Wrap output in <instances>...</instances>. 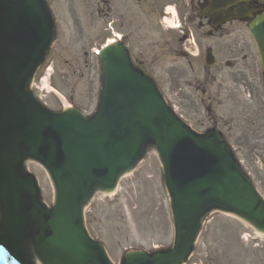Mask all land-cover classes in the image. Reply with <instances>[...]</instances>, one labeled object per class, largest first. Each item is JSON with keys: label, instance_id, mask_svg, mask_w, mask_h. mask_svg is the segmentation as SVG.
<instances>
[{"label": "water", "instance_id": "95a60500", "mask_svg": "<svg viewBox=\"0 0 264 264\" xmlns=\"http://www.w3.org/2000/svg\"><path fill=\"white\" fill-rule=\"evenodd\" d=\"M50 36L38 0H0V264H31L25 244L33 225L39 227L34 245L44 264H109L83 232L80 203L94 187L111 188L149 138L158 147L172 199L175 247L152 258L131 254L124 264L178 263L211 205L264 231V204L235 165L203 143L206 138L180 126L152 85L128 69L122 52L101 56L103 90L92 120L73 111L53 116L40 109L26 85ZM207 147L206 155L222 166L204 165L200 156ZM26 157L51 176L52 211L42 208L33 178L22 172Z\"/></svg>", "mask_w": 264, "mask_h": 264}, {"label": "flooded vegetation", "instance_id": "af4514ba", "mask_svg": "<svg viewBox=\"0 0 264 264\" xmlns=\"http://www.w3.org/2000/svg\"><path fill=\"white\" fill-rule=\"evenodd\" d=\"M96 2L102 32L112 17L113 32L127 38L139 69L169 74L176 81V75L193 74L196 115L205 109L208 125L229 144L264 153V74L249 34V25L264 14V0ZM168 5L176 7L179 29L162 24ZM228 105L229 115L221 114ZM198 125L203 127L204 121Z\"/></svg>", "mask_w": 264, "mask_h": 264}, {"label": "rangeland", "instance_id": "374dc122", "mask_svg": "<svg viewBox=\"0 0 264 264\" xmlns=\"http://www.w3.org/2000/svg\"><path fill=\"white\" fill-rule=\"evenodd\" d=\"M67 1L48 0L57 27V38L44 65L36 73L33 85L39 86V80L44 77L45 71L51 69L48 79L49 89L46 94L34 88L33 94L39 97L40 103L51 111L60 112L70 106L78 109L85 116H91L98 105L101 76L98 58L91 56V48H99L105 39L100 36L96 40L97 30L93 32V36L90 35L93 41L88 48V58H84L82 53L78 54L80 48L75 46L79 65L82 68L87 66L88 71L79 72L78 69L65 66V61H72L73 58L67 53L64 58H57V55L63 47L66 35L70 34L69 29L72 26L66 16L67 9L66 18H63L62 6ZM78 1L82 2V0ZM79 2H76L79 9L77 17L82 14ZM91 33L92 30L88 32V35ZM75 62L73 64L77 65ZM187 76L192 77V75ZM154 78L165 86L161 92L175 114L193 128L191 104L193 90L172 88L171 84L162 82L161 74H155ZM147 157L140 168L121 181L113 196L96 195L92 207L86 212L87 228L90 234L102 242L114 264L121 260L128 248L151 250L153 246L167 247L173 243L174 231L171 226L166 191L162 180L156 175L158 167L154 155L150 154ZM236 157L264 198V164L258 165L257 160H254L255 164L251 166L244 154H238ZM28 171L36 177L40 199L44 205L50 207L52 188L47 176L35 164H28ZM256 171L261 179H258ZM146 182L148 185L144 186ZM201 225L195 245L194 263L208 264L209 259L215 258L217 250L218 264L222 256V264H228L227 259L230 260V264H264V237L253 233L240 221L231 216L212 214L205 216ZM242 236L246 240L241 239ZM214 241H218L219 245H212Z\"/></svg>", "mask_w": 264, "mask_h": 264}, {"label": "clouds", "instance_id": "9594fccd", "mask_svg": "<svg viewBox=\"0 0 264 264\" xmlns=\"http://www.w3.org/2000/svg\"><path fill=\"white\" fill-rule=\"evenodd\" d=\"M165 18L162 21V24L165 26L166 29H179L181 27V23L179 20V15L176 10L175 5H168L165 8ZM167 14H171V18L169 19ZM196 55V53H192Z\"/></svg>", "mask_w": 264, "mask_h": 264}, {"label": "bare ground", "instance_id": "6f19581e", "mask_svg": "<svg viewBox=\"0 0 264 264\" xmlns=\"http://www.w3.org/2000/svg\"><path fill=\"white\" fill-rule=\"evenodd\" d=\"M111 43V42H110ZM36 264H39V263H36Z\"/></svg>", "mask_w": 264, "mask_h": 264}]
</instances>
